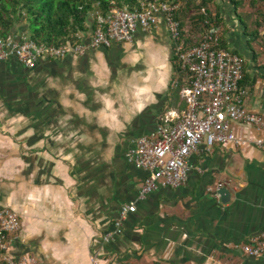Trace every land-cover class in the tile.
I'll list each match as a JSON object with an SVG mask.
<instances>
[{
    "label": "crops",
    "instance_id": "0c3cea01",
    "mask_svg": "<svg viewBox=\"0 0 264 264\" xmlns=\"http://www.w3.org/2000/svg\"><path fill=\"white\" fill-rule=\"evenodd\" d=\"M199 1H205L208 26L218 29L222 47L242 61L245 108L264 117V2L194 3ZM200 8L206 10L200 6L198 14ZM189 23L183 19L182 31L191 45L200 34H191ZM90 24L79 34L83 41ZM173 60L160 18L149 31L137 29L130 43L42 57L30 68L0 62V208L19 219L10 245L15 260L264 264V255L251 258L232 248L264 233V149L253 145L260 133L250 126L231 124L238 146L192 154L180 187L160 186L138 199L145 173L125 156L164 111L183 108L171 86ZM219 187L229 193L226 203L215 194ZM129 204L135 211L121 233L103 242L119 207Z\"/></svg>",
    "mask_w": 264,
    "mask_h": 264
},
{
    "label": "built area",
    "instance_id": "2783aa9c",
    "mask_svg": "<svg viewBox=\"0 0 264 264\" xmlns=\"http://www.w3.org/2000/svg\"><path fill=\"white\" fill-rule=\"evenodd\" d=\"M178 7L179 0H139L131 10L111 6L103 16L95 13L96 24L86 41L79 34L74 35L76 40L59 44L35 42L24 34L0 38V62L14 60L30 68L42 57L80 56L88 50L130 43L137 29L149 31L160 18L164 20L172 41L173 63L179 72L171 86L178 89L183 108L164 111L155 127L138 137L126 153V162L145 173L138 192L140 200L160 186L180 187L189 171L188 158L200 148L209 151L215 145L238 146L241 141L231 131L232 123L250 126L260 133L253 145L264 149V117L244 106L247 92L239 86L241 59L220 46L218 29L208 26L212 21L204 8L199 12L206 16L205 31L197 43L185 45L179 39V24L173 17ZM134 211L133 204L120 206L112 223L113 230L104 233L102 241L108 242L120 234L124 219ZM19 230L17 214L0 208V260L3 264H36L32 257L15 260L11 256L10 245ZM232 248L247 257H261L264 233ZM90 262L97 264L94 256Z\"/></svg>",
    "mask_w": 264,
    "mask_h": 264
},
{
    "label": "trees",
    "instance_id": "16d2710c",
    "mask_svg": "<svg viewBox=\"0 0 264 264\" xmlns=\"http://www.w3.org/2000/svg\"><path fill=\"white\" fill-rule=\"evenodd\" d=\"M139 0H0V38L5 39L15 28L19 29L17 33L28 36L35 42L46 44H59L65 41L76 40L75 34L86 32L88 22H92L91 29L96 24L95 13L100 16L105 15L111 6L117 8L132 9ZM262 1L264 0H255ZM236 3V2H234ZM238 4V3H236ZM200 6L206 8L207 16L209 10L205 1L179 0V7L174 12L173 17L179 24V39L183 40L185 45L190 41L184 38L182 31V22L185 18L189 19L191 34H198L205 31L203 19L206 16L198 14ZM183 18L180 13L183 11ZM192 8L195 13L192 16L187 15V9ZM218 26L217 17L213 19ZM190 34V35H191ZM198 39L193 42L197 43ZM220 46L222 42L220 40ZM11 60L5 61L10 62ZM175 72L179 73L175 67ZM176 93L178 89L175 90ZM122 228V227H121Z\"/></svg>",
    "mask_w": 264,
    "mask_h": 264
},
{
    "label": "water",
    "instance_id": "95a60500",
    "mask_svg": "<svg viewBox=\"0 0 264 264\" xmlns=\"http://www.w3.org/2000/svg\"><path fill=\"white\" fill-rule=\"evenodd\" d=\"M215 194L218 195L221 203H226L228 201L229 193L224 187H219L215 191Z\"/></svg>",
    "mask_w": 264,
    "mask_h": 264
},
{
    "label": "rangeland",
    "instance_id": "374dc122",
    "mask_svg": "<svg viewBox=\"0 0 264 264\" xmlns=\"http://www.w3.org/2000/svg\"><path fill=\"white\" fill-rule=\"evenodd\" d=\"M240 18H241V20H243V21H244V19H245L243 16H241ZM201 33H202V32H199L198 34H201ZM0 264H3V262H2L1 260H0Z\"/></svg>",
    "mask_w": 264,
    "mask_h": 264
}]
</instances>
